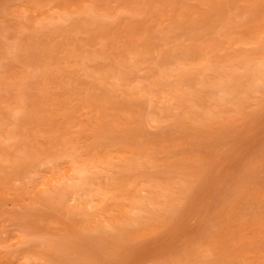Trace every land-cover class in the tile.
I'll list each match as a JSON object with an SVG mask.
<instances>
[{"label":"rangeland","instance_id":"1","mask_svg":"<svg viewBox=\"0 0 264 264\" xmlns=\"http://www.w3.org/2000/svg\"><path fill=\"white\" fill-rule=\"evenodd\" d=\"M223 2L232 8L224 16L225 30H248L255 22L264 29V0H0V121L11 120L19 88L27 98L23 121L30 119V110L38 102H44L52 116L59 110L51 99L65 102L63 88L51 74L59 68H74L69 55L73 23L57 18L45 22L43 18L56 10L72 12L85 6L103 13L96 17L91 32L112 45L110 61H114L147 34L162 37L167 46L190 48L193 42L182 33L188 27L197 30V18ZM180 8L187 19L177 30L182 34L177 38L166 29ZM237 11L240 14L235 16ZM89 47L93 50L99 45ZM83 79L89 85L94 82L90 77ZM86 99L73 95L72 103L56 112L55 119L62 122L70 108ZM106 129L111 137L151 143L159 155L168 156L150 172L175 175L190 187L175 218L122 244L103 241L42 199L54 175L46 167L41 174L29 176L0 171V264H169L176 257L200 254L202 246L214 239L212 264H264V99H254L246 113L233 121H215L200 129L160 127L156 122L129 128L119 121ZM75 132L84 130L75 128ZM30 134L25 140L28 148L42 144V136ZM12 144L13 140L3 141V145ZM187 157L192 162L190 174L178 167L173 168L177 174H158ZM245 205H249V215L241 221L238 213ZM21 236L26 241L18 244Z\"/></svg>","mask_w":264,"mask_h":264},{"label":"bare ground","instance_id":"2","mask_svg":"<svg viewBox=\"0 0 264 264\" xmlns=\"http://www.w3.org/2000/svg\"><path fill=\"white\" fill-rule=\"evenodd\" d=\"M231 9L223 2L199 16L197 30L188 27L182 33L193 42L188 49L167 46L162 37L147 34L114 61H110L112 45L91 32L96 17L103 13L83 6L44 17L45 22L57 18L73 23L69 55L74 68H59L51 74L66 99L64 103L51 101L60 111L72 103L75 94L87 99L70 108L62 122L55 119L59 111L54 117L46 112L44 102L36 103L30 119L23 121L27 98L19 88L14 93L11 120L0 121V171L29 176L41 174L46 167L54 175L42 199L63 209L77 227L103 241L122 244L169 223L187 200L190 187L175 175H152L150 168L159 167L160 160L168 156L159 155L151 143L111 137L106 126L114 121L129 128L156 122L160 127L200 129L215 121H233L246 113L254 99H264V29L255 22L248 30H225L224 16ZM186 14L180 8L166 29L168 35H182L177 30ZM81 34L86 37L79 38ZM90 45L99 48L91 50ZM83 77L94 82L89 85ZM29 134L42 136V144L28 148ZM6 140L13 144L3 145ZM189 160L179 158L158 174H177L173 169L177 167L190 174ZM238 214L239 220H246L249 205ZM24 236L18 244L26 241ZM216 242L211 240L192 258L175 256L169 264H212Z\"/></svg>","mask_w":264,"mask_h":264}]
</instances>
